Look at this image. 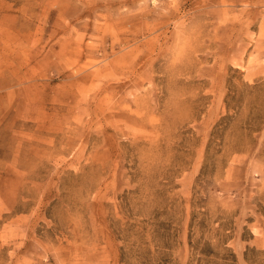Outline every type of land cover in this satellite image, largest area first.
I'll return each instance as SVG.
<instances>
[{
	"label": "rangeland",
	"instance_id": "374dc122",
	"mask_svg": "<svg viewBox=\"0 0 264 264\" xmlns=\"http://www.w3.org/2000/svg\"><path fill=\"white\" fill-rule=\"evenodd\" d=\"M0 264H264V0H0Z\"/></svg>",
	"mask_w": 264,
	"mask_h": 264
}]
</instances>
